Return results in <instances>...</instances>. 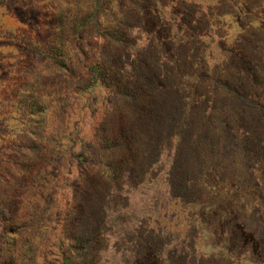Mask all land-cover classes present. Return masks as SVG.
Here are the masks:
<instances>
[{
	"label": "rangeland",
	"instance_id": "374dc122",
	"mask_svg": "<svg viewBox=\"0 0 264 264\" xmlns=\"http://www.w3.org/2000/svg\"><path fill=\"white\" fill-rule=\"evenodd\" d=\"M0 264H264V0H0Z\"/></svg>",
	"mask_w": 264,
	"mask_h": 264
},
{
	"label": "trees",
	"instance_id": "16d2710c",
	"mask_svg": "<svg viewBox=\"0 0 264 264\" xmlns=\"http://www.w3.org/2000/svg\"><path fill=\"white\" fill-rule=\"evenodd\" d=\"M135 156L139 157L140 152H139V150H132L130 146L128 149L122 150V152H121V159L124 160V162H127L128 160L134 159ZM118 170H121V169L118 168Z\"/></svg>",
	"mask_w": 264,
	"mask_h": 264
}]
</instances>
